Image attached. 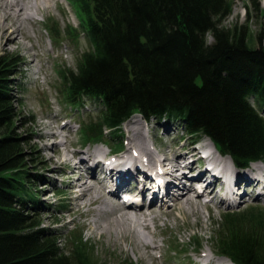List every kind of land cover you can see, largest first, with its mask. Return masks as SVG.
<instances>
[{"label":"trees","instance_id":"trees-1","mask_svg":"<svg viewBox=\"0 0 264 264\" xmlns=\"http://www.w3.org/2000/svg\"><path fill=\"white\" fill-rule=\"evenodd\" d=\"M72 2L83 29L70 31L90 48L63 79L69 101L99 110L81 123L87 143L107 139L122 149L124 123L140 115L196 140L209 137L239 167L264 161V42L250 44L242 26L221 28L230 1ZM7 56L0 54V264H97L82 235L65 249L63 233L40 222L42 177L30 171L16 134L19 62ZM223 220L218 253L235 264H264V214L228 212Z\"/></svg>","mask_w":264,"mask_h":264},{"label":"rangeland","instance_id":"rangeland-1","mask_svg":"<svg viewBox=\"0 0 264 264\" xmlns=\"http://www.w3.org/2000/svg\"><path fill=\"white\" fill-rule=\"evenodd\" d=\"M228 1L233 4V8L231 14L221 21V28L231 30L235 26H242L249 34L250 44L259 46L260 40L264 42V0ZM51 14L52 17H46L45 23L40 22L35 28L37 32L28 24L24 25L32 36V41L23 40L24 45L30 48L34 44L37 49L31 51V54L40 53L43 60L39 64L30 66L26 65L22 59H18L19 64L14 76L18 84V87H14V93L19 99L18 104L16 103L18 109L16 134L23 138L21 146L24 149V155L28 157L26 160L30 171L42 177L36 181V187L39 188L42 195V202L40 201L42 206L37 211L40 213V222L45 228L56 229L63 233L61 240H63L62 246L65 249L71 247V238L82 235L84 241L89 245L88 247L91 248L90 253L97 264H143L138 260L139 254L145 253L143 249L139 253L134 252L131 244H124L120 249L111 243L109 237L103 241L95 237V233L98 232L94 231V215L86 216L85 213L89 209H97L99 205L87 206L79 210V204L82 202L76 199L78 194L75 190L76 182L80 175L87 178V170L84 169L86 167L83 164L80 171H73L74 169L70 166L62 163V159L66 153L71 155L80 149H95L97 146L106 150L108 148L103 143L87 145L88 143L81 133V123H85L90 116L96 117L99 110L91 101H86L85 105L69 101L67 87L63 79V72L75 69L82 53L90 48L89 42L83 34L73 35L70 31L71 28H75L79 33L81 32L83 29L81 15L72 0H54ZM38 18L44 19V16L38 15ZM51 25L56 26L59 31L57 38L50 31ZM207 41L213 42L211 33L207 35ZM14 49H18V46L9 43L5 45V40L0 39V54L5 53L9 56V54H14ZM19 50L26 55L27 59H31V54L25 48H19ZM39 68L40 71H38ZM48 72L52 74L50 77H48ZM58 116L61 118L58 119ZM135 118L140 119L143 126L148 125L150 140L158 136L161 138L160 143L169 144L177 136L179 137L178 146L181 147L192 138L195 139V137L185 136L183 132L174 130L172 127L167 126L168 129L166 127L161 129L156 122L147 123L144 118L138 115L132 119ZM129 121L123 125L122 140H126L128 136L126 128ZM66 123L69 127L63 129L62 127ZM165 130H168L167 134H165ZM52 131H60L61 134L57 138L42 136V134L47 135ZM206 139L210 138L201 137V141L198 140L201 144H191L190 147H201L202 142ZM57 144H60L58 148L61 154L55 152ZM171 149L164 147L163 151L171 152ZM226 157L229 156L226 155ZM79 160L77 156L73 162ZM91 180L94 182L92 177ZM242 186L240 191L243 192L244 197L236 205H216L217 199L211 195L207 198L202 195L199 199L200 216L196 217L190 214L184 218L178 213L180 216L177 221L169 220L168 228L164 230L161 237H157L156 241L162 246V249L156 250L155 254L170 257L172 264H204L206 260L199 259L197 252L210 253L211 250H214L217 253L220 237L224 233L223 215L225 213L257 214L260 212L264 214V198L255 197L256 191L247 187L248 184ZM244 191L249 194L244 195ZM196 193L193 192L191 195L196 197ZM208 198L213 199L209 202ZM168 202L173 201L169 200ZM209 203L212 207L207 209L205 204ZM50 205H66L67 208L64 213L59 214L57 207H46ZM171 205L172 203H170ZM151 207L159 209L158 205ZM164 223L165 217L159 221V225ZM141 231L150 238V231L156 230L151 224V230L141 229ZM66 238L70 239L65 240ZM144 264H152L151 259L146 260Z\"/></svg>","mask_w":264,"mask_h":264},{"label":"bare ground","instance_id":"bare-ground-1","mask_svg":"<svg viewBox=\"0 0 264 264\" xmlns=\"http://www.w3.org/2000/svg\"><path fill=\"white\" fill-rule=\"evenodd\" d=\"M53 1L0 0V39L5 40V45H17L18 49L13 50V55L22 59L26 65L39 64L43 57L40 53L31 54V51L37 49L34 44L30 48L24 45L23 40L32 41V36L24 25L28 24L37 32L35 28L40 22L45 23L46 17H52ZM38 15H43L44 19H39ZM52 29L51 25L50 30ZM19 48H25L31 54V59H27ZM51 75L48 72V77ZM68 127L66 123L62 128ZM126 129L128 136L125 150L121 154L110 157L112 149L103 142L107 150L97 146L95 149H80L71 155L66 153L62 163L70 166L73 171H80L83 164L86 167L87 178L80 175L76 182V199L82 202L79 210L99 205L97 209H89L85 213L86 216L94 215V231L98 232L95 237L100 241L109 237L111 243L120 249L124 244H131L137 253L143 249L145 253L138 257L143 264L149 258L152 264H172L170 257L155 254L156 250L162 249L156 240L168 228L169 220L177 221L180 215L184 218L190 214L200 216L199 199L203 191L198 189L197 184L205 187L204 192L217 199L215 203L228 206L236 205L243 199L240 188L246 184L256 191L255 197L264 198L262 163H256L244 172L237 171L231 157L217 154L212 141L206 139L201 148L206 145L216 151L207 149L204 164L201 165L200 147H190L194 138L181 147L178 146L177 136L169 144L160 143L161 138L158 136L150 140L148 125L143 126L138 118L130 120ZM167 133L168 130H165V134ZM60 134V131H52L42 136L57 138ZM59 145H55V152L61 154ZM164 147L172 148V151L164 152ZM77 156L80 160L73 162ZM172 172L175 176H172ZM193 192H197L196 197L191 195ZM245 194L249 193L244 191ZM169 200L173 202H168ZM152 205H158L159 209L151 207ZM205 207L210 209L212 205L205 204ZM163 217L165 223L159 225ZM151 224L156 231H150L149 238L141 229L151 230ZM197 256L206 260L204 264H235L228 258L217 256L214 250L210 253L197 252Z\"/></svg>","mask_w":264,"mask_h":264}]
</instances>
